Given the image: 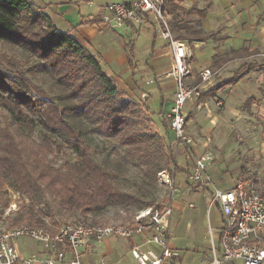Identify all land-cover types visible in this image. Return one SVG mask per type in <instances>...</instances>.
<instances>
[{"label":"trees","instance_id":"obj_1","mask_svg":"<svg viewBox=\"0 0 264 264\" xmlns=\"http://www.w3.org/2000/svg\"><path fill=\"white\" fill-rule=\"evenodd\" d=\"M208 7L186 8L178 0H165L173 27L181 32L176 37L210 38L201 28ZM192 15L197 19L184 18ZM0 45L8 50L0 58V219L10 203L8 187L22 201L11 224L47 226V217L57 214L94 219L111 206L127 214L160 207L154 198L157 173L176 169L173 147L97 55L70 30L58 29L32 0H0ZM228 60L229 55L216 56L212 66L219 69ZM261 65L243 63L233 78ZM95 134L121 150L104 157L99 155L104 149L91 151ZM66 148L75 160L55 165L54 156ZM131 165L138 166L140 180L130 185ZM175 256L173 263L179 262Z\"/></svg>","mask_w":264,"mask_h":264},{"label":"built area","instance_id":"obj_2","mask_svg":"<svg viewBox=\"0 0 264 264\" xmlns=\"http://www.w3.org/2000/svg\"><path fill=\"white\" fill-rule=\"evenodd\" d=\"M149 16L157 22L159 36L168 44L171 52V65L167 75L174 79L175 91L172 105L166 112V120L174 133L171 145L177 150L181 145L190 146L192 143V137L186 130L184 104L200 96L202 84L210 79L214 71L209 67L203 68L198 78L193 79V69L188 60L189 49L185 41L177 38L171 30L165 0L108 2L100 20L106 26L118 28L128 22L141 23ZM259 54L264 57V51ZM221 103L220 100L217 101V105ZM209 160V156L205 155L196 157L192 170L187 175L192 186L211 184L207 214L216 205L222 218L220 226L208 228L210 244L202 264H264V178L258 182L239 179L232 187L220 188L212 183L207 172ZM172 173L166 170L157 173L159 182L168 187L171 197L177 191ZM138 211L133 224L82 221L52 226L23 224L2 228L0 264H84L81 250L90 243L107 236H132L146 228L152 229L147 241L161 245L163 251L162 256H158L153 251L142 253L138 246H133L131 253L140 264H160L164 258L177 255V252L168 247L172 205L146 207ZM22 236L35 240L40 250L27 255L21 254L17 240ZM150 259L152 261L149 263ZM100 264L106 263L102 261Z\"/></svg>","mask_w":264,"mask_h":264},{"label":"crops","instance_id":"obj_3","mask_svg":"<svg viewBox=\"0 0 264 264\" xmlns=\"http://www.w3.org/2000/svg\"><path fill=\"white\" fill-rule=\"evenodd\" d=\"M71 1V0H70ZM125 2L131 0H123ZM179 3L188 8L192 6L196 7H204L205 5H209L207 9V13L204 19L201 20V28L205 30V32L209 33H217L219 32L222 35V39H214L211 35L210 38L206 40H211L212 43V51L209 58L206 59L205 63L212 64L215 62L216 56H224L229 55V60L227 63H231L233 59L234 53L240 52H251L249 55L254 56L252 60H246L239 64H233L234 66L230 68V73L226 75L223 80L219 81L211 85L209 88L205 89L207 92L212 86L221 84L220 89L216 90L213 94H205L200 96L195 102L190 100L191 105L187 108L186 113H189L195 106L200 107L202 105H206V109L208 111L209 103L212 101L214 97H220L221 102L223 101V111L229 110L233 113L238 112L235 105H233L237 101L245 100L247 97H253L256 94L255 88L259 89V94L264 95V91L261 90L260 83L264 84V57H262L259 53L264 51V1L263 0H178ZM80 2L74 0L69 2V0H54L52 2H48L42 4L38 2V0H32L34 5L42 6L43 10L49 15L51 21L56 25V27L60 30H70L72 34H74L79 40L93 51L91 53L98 56V58L107 61L114 60L116 63L118 62L121 66L126 67V72H128L129 79H136V77H140L139 75H134L133 72L140 71L143 67L144 62H140L141 60L138 57V52L135 50L136 37H138V33L136 30L137 23L128 22L127 24L113 28L106 29L103 23L93 22L96 19H100L101 14L104 12V6L107 4L98 5V10L93 13L81 14L80 12ZM92 0L88 1L91 3ZM182 16V15H181ZM149 18L153 19L152 16ZM195 19V18H191ZM197 19V17H196ZM156 22V21H155ZM157 28V22L154 23ZM155 28V29H156ZM140 32V31H138ZM91 37H88V34H91ZM107 37L110 40H117L119 42L120 48L116 50V52H112L109 46H104L99 43H95V38ZM153 40L150 44V55L151 61L150 67L153 71V78L156 80L150 84L151 80H146L145 85L148 87V92H140L142 97V101L147 104H152L155 101V97L151 93L153 88L157 89L159 96L158 102L160 105V112L166 114V112L170 109L173 101L174 91H175V83L174 79L169 75L160 76L159 69L160 63L158 58L162 55L168 54L170 55V64L171 65V52L168 44L159 36L157 38L153 35ZM224 38V39H223ZM185 41L184 39H182ZM206 40H189L191 42H204ZM186 43V41H185ZM196 43V45H198ZM130 44V45H129ZM131 46L132 50L130 47ZM133 45V47H132ZM167 48L164 52L163 50ZM131 50L132 55L129 56L128 51ZM189 55L188 60L190 61V65L193 70H199L201 68V64L195 66L192 49L188 47ZM191 53V54H190ZM253 54V55H252ZM130 57V62L129 58ZM133 63L131 59H133ZM139 59V60H138ZM217 59V58H216ZM246 62H258L262 64L261 66L250 69L249 71H244L240 76L233 78L234 72L239 66ZM117 63V64H118ZM142 63V64H141ZM226 63V64H227ZM224 66V65H223ZM222 66V67H223ZM221 67V68H222ZM220 69V68H219ZM130 70V71H129ZM106 71V70H105ZM108 73V72H107ZM108 74H112L108 73ZM134 76H133V75ZM194 74V72H193ZM255 75V76H253ZM171 77V82L165 85L164 81H166V77ZM195 79V74L193 75ZM256 77V78H255ZM198 78V77H196ZM255 78L254 82L250 79ZM145 86V87H146ZM202 93V94H203ZM143 94H147L144 96ZM153 98V101H151ZM210 100V101H209ZM184 111V109H183ZM185 113V112H184ZM185 115L187 116V114ZM199 115V114H198ZM187 119V118H186ZM169 127V125H168ZM170 129V127H169ZM171 130V129H170ZM186 130L187 125H186ZM172 131V130H171ZM191 135V134H190ZM191 145V144H190ZM180 147V148H179ZM177 151L179 153H184L188 162V168L193 167V158L194 154H197V150L195 147L191 148V155L188 153L189 146H179ZM191 156V157H190ZM175 171V170H174ZM189 171V169H188ZM224 170L222 169V165L220 162H213L207 166V172L210 174L211 179L213 180V176L215 173H221ZM234 171V170H233ZM190 172V171H189ZM176 171L174 172V177L176 178ZM264 178V174H260L254 176L248 169L243 171H236L233 175L228 173H221V177L218 180L219 182L214 183L215 186L220 188H229L234 186L237 180L242 179L247 182H258L259 180ZM220 184V185H218ZM193 188V186L191 185ZM191 187H188L189 190H183L182 197L178 200L171 202L172 205V213L169 221V231H168V247L171 251L177 252V256L179 258V262L173 263L174 256L164 258L160 264H185V257L182 251L189 253L188 259L186 260V264H202L203 258L208 254L209 242L206 239V232L208 233L209 226L212 227L210 218L208 217V228L199 229V235L190 236L189 231L192 228V224L187 221V217H197L200 216L203 218L205 211V202L203 203V207L200 209V213L198 215L195 214L194 210H192V206H189L190 203H186L184 197L189 196L192 193L190 190ZM199 189V187H197ZM200 190L203 194H206L208 191L206 186H200ZM202 198V196H200ZM186 198V197H185ZM184 199V200H182ZM193 204V203H192ZM221 214L219 212L218 217V226L221 223ZM216 228V227H213ZM152 234L151 228L144 229L141 233H134L132 236L123 237V236H107L99 241H94L90 243L88 246L81 250V256L84 264H100V262L104 261L106 264H140V262L135 258L131 253V248L133 246H138L142 253H147L148 251H153L158 256H162L163 248L161 245L147 241L150 235ZM195 234V233H194ZM177 239L171 241L170 238ZM40 246L36 243V249H32L31 251H39ZM20 253L22 251L19 249ZM194 253V254H191ZM152 260H149V263Z\"/></svg>","mask_w":264,"mask_h":264},{"label":"rangeland","instance_id":"obj_4","mask_svg":"<svg viewBox=\"0 0 264 264\" xmlns=\"http://www.w3.org/2000/svg\"><path fill=\"white\" fill-rule=\"evenodd\" d=\"M54 0H38V2L45 4L48 2H52ZM74 0H71V2ZM123 0H92L91 3L88 2H80V12L81 14L93 13L98 10V5L106 4L108 2H122ZM264 1V0H263ZM189 8V7H188ZM195 15L186 16L184 18L196 20ZM156 23L151 18H145V20L141 23H137L136 30L138 33V37H136L135 43V50L138 52V57L141 60L140 62L143 63V67L140 71L133 72L134 75H139L140 77H136V79H129L128 72H126V67L121 66L114 61H105L99 58L100 63L102 64L103 68L106 72L111 73L112 76L115 78L119 86L125 90L128 94V97L136 99L140 104L144 106L146 109V113L152 121L153 129L160 134L161 137L171 145L172 139H174V133L168 127V123L166 120V114L160 112V105L158 102L159 93L157 89L153 88L151 93L153 97H155V101L153 98L151 101L152 104H147L146 102L142 101V97L140 92H148V87L145 85L146 80H151L155 82L156 80L153 78V71L150 67V61L152 55H150V44L151 41L154 39L153 35L157 38L159 37V33L157 31ZM101 24V23H99ZM169 24L171 26V30L175 36H177L178 31L173 27L172 23V16L169 14ZM106 29H111L106 25H103ZM178 26L182 28L181 23L178 22ZM156 28V29H155ZM175 29V30H174ZM140 31V32H138ZM180 32V31H179ZM181 33V32H180ZM212 34V33H211ZM91 34H88V37H91ZM190 37V35L188 36ZM212 37L214 39H222L221 33L218 32L213 33ZM224 39V38H223ZM187 47L192 49L194 65L197 66L201 64V68L209 67L211 70L214 71V74L210 77L209 80L204 82L201 87L200 95L205 91V89L209 88L211 85L218 83L219 81L223 80V78L230 73V68L233 67L234 63L237 65L246 60H252L255 58L254 56H250L249 52H240L234 53L232 56L233 59L231 63L225 64L220 69H214L212 64L205 63L206 59L209 58L211 51H212V43L211 40H206L204 42H191L186 40ZM95 43H99L101 45L109 46L112 52H116L118 48H120L119 42L117 40H110L107 37L95 38ZM198 43V45H196ZM130 45V44H129ZM118 47V48H117ZM127 47L132 50L131 46ZM133 47V45H132ZM134 48V47H133ZM129 49V50H130ZM167 50H163L164 52ZM91 51H93L91 49ZM8 53L7 48L3 45H0V58H3V54ZM191 54V53H190ZM253 55V54H252ZM98 57V56H97ZM138 59V60H139ZM133 59L131 62L133 63ZM160 63V76L167 75V71L169 70L170 64V55L165 54L158 58ZM149 61V62H148ZM192 62L190 59L189 62ZM142 64V63H141ZM202 68V69H203ZM202 69L193 70L196 77L199 76V73ZM130 71V70H129ZM133 75V74H132ZM133 75V76H134ZM255 76V75H253ZM256 78V77H255ZM255 78L250 79L254 82ZM171 77L167 76L166 81H164L165 85L171 82ZM146 86V87H145ZM261 90L264 91V84L260 83ZM260 88H255L256 94L253 97H247L245 100L237 101L233 105L237 108L238 112H231V111H223V104L222 101L221 105H217V101L221 99L220 97H214L211 99L212 101L208 104L210 110L206 109V105H202L199 107L195 106L189 113H186L187 108L191 105L190 100H188L184 104V112L187 114V129L188 133L191 134L192 143L188 147V153L191 155V148L195 147L197 150V154L192 156L193 161L196 157L205 155L209 156V164L213 162L217 163L220 162L222 165V169L224 170L221 172L222 174L228 173L233 175L236 171H243L249 170L254 176L264 174V95H260L259 92ZM199 97H195L192 100L195 102ZM210 101V100H209ZM199 114V115H198ZM90 150H103L101 157H104L107 152L114 153L115 150H121L120 146L116 147L107 139H105L101 135H91L90 137ZM172 146V145H171ZM193 146V147H191ZM180 148V147H179ZM175 154V163H176V178H175V186L177 191L171 197L169 189L167 186L163 184H158V187L154 193L155 203L161 204L160 207L171 204V202L180 199L183 195V190H189L188 187H191L192 181L187 179V175L192 168H188L187 165V158L184 153H179L175 148H173ZM50 158L51 155H48ZM191 157V156H190ZM75 160V153L71 149H64L59 153L57 156H54L53 163L55 165H61L64 161H74ZM208 164V165H209ZM138 166L131 165L129 167V171L127 176L131 179V183L136 184L140 180V173L138 170ZM189 169V171H188ZM234 170V171H233ZM172 173V172H171ZM221 173H215L213 176L212 183H217L220 180ZM172 175H175L174 172ZM220 185V184H218ZM221 186H223L221 184ZM220 186V187H221ZM202 187V186H201ZM207 193L203 194V192L195 186L190 190L192 193L187 197L185 196L184 199L186 203L192 202L195 214L198 215L200 213V209L203 207V203L205 202V211L203 218L200 216L197 217H187V221L192 224V228L189 231L190 236L199 235V229L201 228H208V217L210 218L212 227H218V217H219V209L216 205H214L210 212L207 214V206L210 200V191L212 189L211 184H207ZM133 188V187H132ZM8 196L10 198L9 205L5 208L3 216L0 219V229L6 227H12L20 224H11L10 221L16 216L15 212L18 208V204L21 201V196L19 197V193L14 191L11 187H8ZM202 196V198L200 197ZM20 198V200H19ZM182 199V200H184ZM154 207V206H153ZM156 208H159L156 206ZM204 208V207H203ZM139 211H134L130 214L125 213L120 209L118 206H111L109 207L104 214L101 216H97L94 219H82L77 217V215H72L70 217H64L60 214L56 216L46 219L47 224H51L49 220H53L56 222L55 225H60L66 222H92V223H124V224H133L136 221V216ZM22 225V224H21ZM37 226V225H36ZM195 233V234H194ZM200 234L199 236H201ZM176 238H170L169 240L173 241ZM206 239H208V233L206 232ZM209 241V240H208ZM207 241V242H208ZM210 244V243H209ZM208 244V245H209ZM17 246L22 251L23 255H27L29 253H33L35 251H31L32 249H36V241L30 237L22 236L17 240ZM185 257V264L186 260L188 259L189 253L182 251ZM194 254V253H191Z\"/></svg>","mask_w":264,"mask_h":264}]
</instances>
